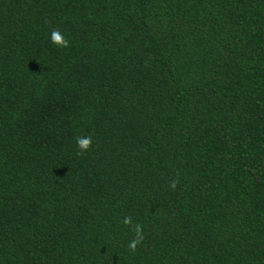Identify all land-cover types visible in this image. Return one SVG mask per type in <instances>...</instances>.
<instances>
[{"label": "trees", "instance_id": "16d2710c", "mask_svg": "<svg viewBox=\"0 0 264 264\" xmlns=\"http://www.w3.org/2000/svg\"><path fill=\"white\" fill-rule=\"evenodd\" d=\"M0 264H264V0H0Z\"/></svg>", "mask_w": 264, "mask_h": 264}]
</instances>
